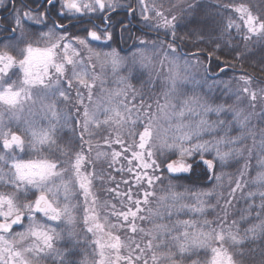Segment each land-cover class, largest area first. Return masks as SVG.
<instances>
[{"label":"snow or ice","instance_id":"6c2138e0","mask_svg":"<svg viewBox=\"0 0 264 264\" xmlns=\"http://www.w3.org/2000/svg\"><path fill=\"white\" fill-rule=\"evenodd\" d=\"M0 5H3L0 11L9 13L2 17L9 22L6 29L9 35L4 37L9 42L4 44L5 50L0 51V104L14 117L32 100L36 89L38 95L43 94V111L58 119L57 106L71 102L75 89L76 116H65V122L71 118L81 127L78 135L81 144L74 156L71 145L68 149L56 145V151L69 157L65 160L51 150L56 143L52 138L56 125L50 123L47 130L36 132L32 130L34 122L29 121L21 132L19 127L12 128L5 123L4 114H0V185L12 190L0 192V264H43L44 261L88 264L86 260L74 258L81 244H89L88 239H78V234L69 227L74 223L72 213L78 211L83 213L84 232L98 237L91 241V247L98 250V264H185V260H191V264H244L242 260L237 261L225 245L231 241L234 247L243 243V239L264 243V127H260L264 125V87L252 90V78L240 76L243 86L232 93L236 97L232 104L217 103V98L197 92V88L203 89L205 85L211 90L219 84L225 85L226 92L231 91L228 82L213 80L209 84L211 61L219 59L216 53H222L223 49L217 44L210 51L191 54L205 56L208 67L198 59L195 63L190 58L185 59L189 54L180 53L176 43L177 18L171 12L165 15L156 0H136V7L129 3L126 17L135 16L139 11L147 27L157 33L163 30L165 37H171V42L159 36L152 41L139 39L141 51L131 60L121 58L111 48L117 25L123 38L131 23H113L117 10L124 7L119 0H43L36 7H29L26 0H7V3L0 0ZM208 15L211 20L207 26L222 36L236 30L246 33L242 35L246 41L253 37L264 41V11L254 15L246 4L229 0L227 4L217 3V11ZM37 26L47 31L28 30ZM94 44L101 50H95ZM148 48H159L163 54L161 69L165 62L168 66L165 103H157L158 111L165 110L168 122V128L163 130L151 103H145L143 95L138 107H129L128 96L134 104L136 89L128 81L135 76L123 77L120 83L124 87L110 92L101 104L93 102L96 77L83 71L93 59L102 64L110 62L113 68L125 63L130 72L134 71L137 56L150 63L143 51ZM85 53L89 54L87 59ZM220 63L226 64L225 61ZM201 67L205 77L200 81L192 80L189 94L184 91V84L191 75L189 69ZM226 70L221 68V74ZM85 99L89 104H85ZM245 101L247 107H242ZM77 116L81 119L77 120ZM103 126L116 132L114 140L109 133L105 146L119 148V151H111L109 167L124 161L113 170L130 179L117 182L109 177L116 186L108 192L116 197V203L104 201L98 205L93 193L96 174L85 171L91 163L85 152H91L93 146L89 139L87 149L84 148V136L87 133L91 138V129ZM248 141H251L250 146ZM45 146L47 156L31 158L32 154L45 150ZM26 156L29 158H24ZM101 156L107 158L109 153L97 151V159ZM253 159L260 171L251 178ZM232 161L240 167L229 180L227 195H224L218 191L224 178L218 169L231 166ZM66 176L70 180H65ZM57 180L60 183H56ZM120 183L125 185L123 190ZM180 188L184 191H175ZM71 189H77L75 196ZM158 192L163 194L158 195ZM237 193L247 205L240 213V221L251 224L244 229L241 239H238L239 224L236 220L230 221L229 214ZM79 197L83 198L82 204L65 202ZM220 200L224 201L223 205ZM97 206L110 209L104 213V223L99 222ZM216 209L223 214L207 219ZM181 213L204 218L155 223ZM138 221L152 222L154 226L146 230L138 226ZM17 227L22 230L14 231ZM121 231L129 234L123 240L115 234ZM137 234H143L145 240L138 242ZM58 242H63L64 246L58 247ZM160 249L167 251L159 252ZM125 250L126 254L122 255ZM201 251L210 256L203 261L191 259ZM260 255L258 264H264V250Z\"/></svg>","mask_w":264,"mask_h":264},{"label":"trees","instance_id":"16d2710c","mask_svg":"<svg viewBox=\"0 0 264 264\" xmlns=\"http://www.w3.org/2000/svg\"><path fill=\"white\" fill-rule=\"evenodd\" d=\"M6 2L7 0H5V3ZM235 2L246 4L252 9L254 15H259L262 11H264V0H235ZM119 3L124 7H121L117 10L116 15L113 18V23L115 24L117 21H123L125 24H128L129 21L131 22L129 26V32L124 34L123 38L119 32V25H117L116 39L114 43H112L111 47H113L119 54H123L125 51V54H127L129 51H131L130 49H133L138 45L139 39H147L152 41L156 39L157 36H159L161 40H166L169 43L171 42V37H165L163 30L157 33L156 31L147 27L140 16L139 11H137L135 16L126 17V6L129 3H132L133 7H136V0H119ZM156 3L159 5V9L165 12V15L171 12V15L177 18L175 21L177 25L175 32L177 36L176 43L180 53H188V57L198 59L201 61L204 67H208L209 61L205 56L201 55L194 57L191 56V54L196 52L210 51L217 44L221 46L223 52L216 53V56L219 57V59H213L211 61V67L209 68L208 73V75L211 76L209 81L225 80L227 82V80L237 75H246L251 77L253 81L264 85V41H259L255 37H253L250 41H246L242 39V35L246 33L242 34L236 30H232L230 35L222 36L218 31H212L207 26V22H210L211 20V17L208 14L217 11V3L227 4L229 3V0H156ZM153 20H155L154 17ZM159 22L162 23V21ZM25 27H27V25H25ZM79 27L80 26L78 25V28ZM28 30L36 32L47 31V29H42L39 26L35 28H28ZM145 33H150V35L145 36ZM80 34L82 35V33ZM225 42H227V44H225ZM98 44L102 43L98 42ZM93 46L99 48L97 44H94ZM220 61H225L226 64L220 63ZM221 68H226L227 70L221 74ZM203 77H205V75H203ZM200 94L203 95L204 92L200 90ZM216 98L217 103L230 104L235 100L233 96L229 95H227L226 98ZM260 127H264V125H261ZM73 136L70 138L72 141L74 140ZM248 145H251V141ZM78 147L76 149L72 148V153L75 150H78ZM241 162L243 163V161ZM230 163L231 166H225L218 169V173L222 174L224 177L220 182L221 187L218 188V191L222 192L224 195H227L226 188L229 184V181L227 182L226 179H231L232 175L236 173L237 168L240 167V165H236L234 161ZM251 163L253 165L251 176L254 178L253 175H256L260 169L255 167L257 164L256 159H253ZM91 172L96 173L95 170ZM182 183L187 184L188 182L182 181ZM95 187L101 188L102 194H100L99 197L103 196V194H105L107 191V188L105 190L100 180L95 183ZM175 191L183 192L184 189L180 188L176 189ZM159 194L163 193L159 192ZM241 199L242 198L240 197V194H237L236 200L233 201L234 209H232V214L231 208L229 209L230 221L236 220L239 224L240 232L238 234V239L243 238L244 233L242 232L244 229L251 226L250 223L240 221V213L244 208L247 207L246 205V207L240 208V204L242 203ZM239 200L241 201L239 202ZM221 201L222 200H220V202ZM184 202L191 203V201ZM68 203L78 205L82 204L83 201L78 198L68 201ZM213 203H215V201H213ZM97 214L99 215L98 210ZM222 214L223 213L220 211V209H216L211 215L207 216V219H216L218 215ZM72 215L74 217V223L69 227H71L73 231L78 234L77 238L81 241L84 239L89 240L88 245L81 244V247L76 250L77 255L74 258L78 261L86 260L88 264H92V260H94L93 252H95V250L91 247V241L94 240L95 237H92L91 234H86L84 232L82 211L73 212ZM203 218L204 217L195 216L191 213H181L179 215H173L170 220L168 218L167 219L168 222L171 223L172 220L174 222L177 219L197 220ZM99 222L104 223V219L101 218ZM112 222H114V220H112ZM21 230L22 229L19 227L14 229V231ZM106 231L107 229H105V232ZM126 234L127 233L125 232L124 237H126ZM57 246L63 247L64 244L63 242H58ZM226 247H228L229 250L235 254L234 258L237 261L242 260L244 264H258L259 260L261 259V251L264 250V243H261L259 240L253 242L251 239H243V243L234 247L232 246L231 241H229L226 244ZM166 251L167 249L159 250V252ZM240 253H243V255H240ZM209 256L210 253L206 255L203 251H201L198 256H194L191 259H200L203 261ZM43 264H50V261H44ZM185 264H191V260H185Z\"/></svg>","mask_w":264,"mask_h":264},{"label":"rangeland","instance_id":"374dc122","mask_svg":"<svg viewBox=\"0 0 264 264\" xmlns=\"http://www.w3.org/2000/svg\"><path fill=\"white\" fill-rule=\"evenodd\" d=\"M157 4V3H156ZM157 7L159 8V5H157ZM95 50L99 51L101 50L100 48L97 47H93ZM112 49H114L113 47H111ZM103 51H110V49L108 48H103ZM131 51H129L127 54H125V52L123 54H119L118 55L121 58L127 59V60H131L132 57L138 52L141 51V49L139 48V46L137 45L135 48L130 49ZM145 51L146 56L149 58L150 63L148 60L145 61H141L140 57H136L137 60V65L134 71H129V65L125 64V63H120L117 65V67L113 68L110 62H106L103 63L101 61L95 60L93 59L92 61L88 62V66L87 68L83 69V71H87L91 76L96 77L94 83H95V88L93 90V102L99 101L101 104L104 103V100L108 97L110 92H115L118 91L119 89L123 88L124 85L122 83H120L121 79L123 77H128L130 74L135 76V79H131L128 81L129 84H132L135 86L136 89V100L135 103L133 104L132 102V97L128 96V103H129V107H138L139 104L141 103V95H143L144 98V102L145 103H151L152 105V112L153 114L158 118L159 124L161 125L162 130L163 129H167L168 128V122L164 117V111L165 110H160L158 111L157 109V103H159L160 105H163L165 103V99H164V91L166 90L165 88V81L167 78V73H168V66H167V62H165V65L163 67V69H161V65H160V60L163 59V54L160 52L159 48L156 49H152V48H148ZM89 54L85 53V59H87V56ZM191 59L193 63H195V61L197 59L193 58V57H185V59ZM142 64L144 65H148V66H142ZM204 66V65H203ZM78 71H81V69H77ZM189 72L191 73V75L188 78V81L185 82L184 84V91L188 92L189 94H191L192 88H193V84H192V80H196V81H200L203 77V75H205L203 67L199 68V69H195V68H190ZM198 73V74H197ZM239 75L232 77L231 79L227 80L228 84L230 85L231 91L226 92L225 91V85L224 84H219L218 86L212 88L211 90L208 89V87L205 85L203 87V89L197 88L196 91L200 93V90H202L204 93H207L208 97H220V98H226L227 95L229 96H233L234 99H236L235 95H233L232 93L239 87H242V83L239 80ZM22 78V77H21ZM217 81H224L225 80H217ZM93 81H90V83H92ZM213 81H209V84H211ZM260 87H264V85L259 84L255 81L252 80V84L250 85V88L252 90H257ZM85 96L87 95L86 91H85ZM227 94V95H225ZM43 94H37V90L34 89L33 90V95H32V100L29 101L28 103H26L24 105V107L22 109H20L15 116L13 117L11 113L7 112L5 106L3 105L2 107H0V114H4L3 116H8L12 119H14L13 125H18L21 124L23 125V129L28 126V122L29 121H33L34 122V126L32 128L33 131L36 132H40L41 130H47L48 129V125L53 122L51 121L50 117V113H45L43 111L42 105H41V99H42ZM72 97L73 100L71 102L68 103H64V104H60L57 106V112H58V117H59V121H63L62 128H59L57 125L58 123L54 124L51 123L53 125H56V130L54 132L53 135H56V138L53 139L55 140V145L52 146V150L53 152H56L55 155L60 156L61 159H69V157H65L64 155H62L60 153L59 155V151H56V145H59L60 147L63 144V141H65L66 145L62 146V148L67 149L68 146L71 144L72 146V140L69 138L64 139L65 136L68 135V133H62V132H71L74 131L75 129V135L73 136V138H75L77 136V141H78V146H80L81 141L78 139V135L81 131V127L79 124H74L71 118L67 119V122L64 123L65 121V116H76V107H74V104L78 105V101L75 100V89L72 90ZM235 101V100H234ZM234 101H232L230 104H232ZM46 103V101H45ZM85 104H89V101L87 99H85ZM242 107H247V102L245 101V103L242 105ZM81 113L83 112V109H80ZM256 111H259V108L256 109ZM52 118V117H51ZM214 119V117H212ZM77 120H80L81 117H76ZM100 119L103 120L104 119V115L101 112L100 113ZM17 121V122H16ZM63 125H65V127H63ZM22 129V130H23ZM21 130V128H20ZM142 130V129H141ZM91 131L93 132L92 137L90 138L87 133H85L84 136V148L87 149V141L89 139H91V144H92V151L91 152H85V155L89 158V160L91 161L90 164H88L85 168V171L87 172H91L93 170H95V174H96V179L93 181V193L97 199L98 205H102L104 201H107L109 204L111 203H116V197L114 195H110V193L108 192V189L114 188L116 185L114 183H112V181L109 179V177H113L115 179V181L119 182L121 180H126V179H130L129 176L124 175V174H118L116 171L113 170V168H118L120 167L121 164L124 163V161H120L119 163H116L115 165H113V168L109 167V164L111 162V151L116 150L119 151V148H115L113 147H108L105 146V139L109 137V133H111V139L114 140L115 139V135L116 132L114 131L113 128L108 127V126H103L101 128H95L93 127V129H91ZM163 135V132H162ZM72 138V137H71ZM208 137H206L207 139ZM248 144L250 143V141L247 142ZM100 145L99 148H97L96 146ZM45 149H47V146H45ZM75 151H79V147L78 150ZM74 151V152H75ZM97 151L99 152H108L109 156L107 158L101 156L99 159H97ZM74 152L72 153L74 156ZM47 150L44 152V150L39 153V154H32L31 158L34 159H38L41 158L42 156H47ZM241 164H243L241 162ZM67 166V165H66ZM6 172L8 171L7 168L4 169ZM102 173V174H101ZM237 173V171H236ZM235 174V173H234ZM247 175V173H246ZM252 175V174H251ZM254 177L256 175H253ZM252 178V176H251ZM103 179V186L107 191L105 194H103V196L99 197L100 194H102L101 192V188H96L95 187V183L100 180ZM65 180H70V177L66 176ZM230 179H226V181L228 182ZM56 183H60L59 180L56 181ZM4 190L7 191H12L10 188H6L3 187L2 185H0ZM120 189L123 190L125 188V185L123 183H120L119 185ZM78 189V186H77ZM77 189H71L73 196H75V193L77 191ZM228 190V186L226 188V191ZM239 194V193H237ZM158 195L159 192H158ZM31 194H29V199H31ZM60 199H63V192H61L60 195ZM80 200L83 201L82 197H79ZM242 200V203L240 204V208H244L246 207L245 202H243L244 200ZM239 200V202L241 201ZM68 202V201H65ZM153 204H155V201H153ZM221 205L224 204V201L222 200L220 202ZM98 208V209H97ZM117 208L119 209V204H117ZM232 209H234V206H232L231 208V214H232ZM98 210L99 215L101 218L104 217V213L109 211L110 209H105L102 207L97 206L96 207V211ZM234 211V210H233ZM111 219V218H109ZM173 222V220L171 221V223ZM115 223V221L113 222ZM138 226L145 228L146 230L151 229L154 225L152 222H140L138 221ZM156 224L159 223H164V224H171L170 222H168V219L165 218L164 220H156L155 221ZM244 233V231L242 232ZM118 235L121 236L122 240L125 238V232L121 231L116 233ZM129 235L128 233L126 234V236ZM98 237H95L94 239H96ZM135 239L140 242V241H144L145 237L143 234H137ZM226 247V245H225ZM126 254V250L124 252L121 253ZM94 255V260L96 261L98 264L99 261V256H98V250H95V252H93ZM151 264V262H150Z\"/></svg>","mask_w":264,"mask_h":264},{"label":"flooded vegetation","instance_id":"af4514ba","mask_svg":"<svg viewBox=\"0 0 264 264\" xmlns=\"http://www.w3.org/2000/svg\"><path fill=\"white\" fill-rule=\"evenodd\" d=\"M26 2H28L29 3V7H36V6H38L39 5V3H42L43 2V0H36V2L35 3H32V0H26ZM7 3V2H6ZM3 7V5H0V8H2ZM5 16H9V13L7 12V11H0V51H4L5 49H4V44H6V43H8L9 41H7V40H5L4 39V37H6V36H8L9 35V33L6 31V29L9 27V22L8 21H6V20H4L2 17H5ZM9 20H10V17H9ZM95 22H97V23H99V21H95ZM29 23H32V22H29ZM15 35L18 37L19 36V33L17 32V33H15ZM101 43H103V42H101ZM39 46H43V45H39ZM94 47V46H93ZM7 51H11V49H7ZM12 54L13 55H16V53L15 52H12ZM13 79L15 80L16 79V77L15 76H13ZM3 105L2 104H0V107H2ZM50 119H51V121H53V122H51V123H54V124H56V123H58V127L59 128H62V123H63V121H59V117H58V119H53V118H51L50 117ZM3 120H4V122L5 123H7V124H9L10 125V127H12V128H16V127H19V128H21V132H23V125H21V124H18V125H13V123H15L14 122V119H12V118H10V117H8V116H3ZM17 122V121H16ZM64 123H65V121H64ZM48 127H49V125H48ZM63 127H65V125H63ZM62 133H68V135L67 136H65L64 137V139H66V138H71L72 137V135H75V130L74 131H71V132H69V130H68V132H62ZM53 139H55L56 138V135H53V137H52ZM64 145H66V143H65V141H63V144H62V146H64ZM71 145V144H70ZM62 146H61V148H62ZM78 147V141H77V136L74 138V140L72 141V148L73 149H76ZM47 149H45L44 150V152L46 151ZM52 150V149H51ZM53 151V150H52ZM54 153H56V152H54ZM47 154H48V151H47ZM59 155H60V152H59ZM32 157V156H31ZM24 158H29V157H24ZM9 164H10V162H9ZM0 192H9V191H7V190H4V189H2V187L0 186Z\"/></svg>","mask_w":264,"mask_h":264}]
</instances>
